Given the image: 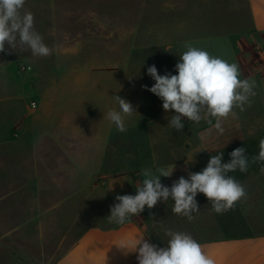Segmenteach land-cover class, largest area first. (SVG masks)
Returning <instances> with one entry per match:
<instances>
[{"label": "crops", "instance_id": "0c3cea01", "mask_svg": "<svg viewBox=\"0 0 264 264\" xmlns=\"http://www.w3.org/2000/svg\"><path fill=\"white\" fill-rule=\"evenodd\" d=\"M28 1L24 11L34 14L35 30L52 53L33 56L27 48L13 51L7 44L8 51L0 53V81L7 80L0 93L9 96L6 110L13 119L8 113V127L16 132L11 143L23 148V158L42 165L70 160L71 170L64 184L57 178L49 185L29 184L43 192L69 191L48 203L39 196L38 203L49 206L35 216L39 222L50 216L64 221V208L72 209L81 198L99 196L111 207L117 195H135L144 169L174 168L170 177L160 178L171 187L221 152L226 163L234 149L243 147L250 162L246 172L229 173L247 197L223 214L212 211L202 193L192 221L172 212L171 199L161 201L123 225L72 234L54 264H138L137 252L125 255L118 247L127 244L130 250L143 236L165 247L161 225L190 233L214 264H264V162H251L264 139V56L258 54L264 47V0H37L38 10ZM185 42L236 63L241 79L256 82L251 107L234 109L237 116L224 120L222 135L204 121L187 118L177 132L168 126L174 110L165 112L162 100L143 87L155 83L147 74L151 65L160 75L178 74L175 65ZM56 61L63 62L62 69ZM18 63L29 66L31 74L16 73ZM116 95L136 112L126 119L123 133L107 119L109 110H119ZM31 96L34 108L26 103ZM23 253V263L31 264L30 250Z\"/></svg>", "mask_w": 264, "mask_h": 264}, {"label": "clouds", "instance_id": "9594fccd", "mask_svg": "<svg viewBox=\"0 0 264 264\" xmlns=\"http://www.w3.org/2000/svg\"><path fill=\"white\" fill-rule=\"evenodd\" d=\"M25 3L26 0H0V53L8 51L5 48L7 44L13 51L17 47L27 48L33 56L47 57L51 55L52 48L35 30L34 14L24 11ZM183 47L186 50L175 65L178 74L160 75L156 66L151 65L147 74L155 83L150 88L143 87L162 100L165 112L174 110L176 114L168 119V126L177 132L182 131L184 118H187L197 124L204 121L222 135L224 120L237 116L234 109L244 112L246 106L251 107V98L256 95V82L241 79L236 63L211 55L191 42H185ZM115 99L119 110H109L107 119L123 133L127 130L126 119L136 112L130 102L117 95ZM229 155L230 161L226 163L223 162V152L211 156L200 172H189L187 179L181 176L171 187L163 185L160 178L170 177L174 168L144 169V179L136 188L135 195L115 197L118 202L111 206L107 217L109 223L123 225L132 216H139L146 206L152 209L158 202L169 199L174 202L173 213L192 221L194 214L200 212L196 200L198 193L204 194L211 202L212 211L217 214L232 209L236 202L247 197V192L229 173L237 170L246 172L250 162L243 147L234 149ZM251 162H264V139L259 141V153L252 157ZM260 171L264 173V167ZM161 230L168 238L165 247H158L143 236L130 250L127 244L118 248L125 255L137 252L138 264H214L190 233L174 231L163 225Z\"/></svg>", "mask_w": 264, "mask_h": 264}, {"label": "rangeland", "instance_id": "374dc122", "mask_svg": "<svg viewBox=\"0 0 264 264\" xmlns=\"http://www.w3.org/2000/svg\"><path fill=\"white\" fill-rule=\"evenodd\" d=\"M27 2L29 1L26 0V5ZM36 2L37 0H31L30 6L38 10L42 5H37ZM46 41L48 40H44ZM254 54L257 57L258 54ZM33 61L36 62L35 59ZM62 63L56 61L54 64L59 70L62 69ZM29 68L18 63L15 70L21 75L30 71ZM30 74L26 73V76ZM6 85V79L0 81V88ZM8 98L6 93H0V264H24L23 250H30L31 264H54L56 258L70 244L72 234H79L90 227L110 228L117 224L109 223L107 217L111 207L105 201H99L102 200L99 196V200L81 198L75 201L72 209L70 206L64 208L62 222H57L54 216L48 217L46 222H39L35 216L39 214V210L49 207L45 205V201H56L61 194H68L69 191L43 192L33 189L29 184L41 181L49 185L54 183L55 178L60 184L68 182L71 176L66 173L71 171L70 160L56 162L50 159L46 160V165H42L40 160L23 158V148L11 143L16 132L8 127ZM33 99L31 96L26 100L31 108L35 107ZM9 117L13 119V114L10 113ZM56 168L59 173H55ZM75 179L78 180L77 177ZM81 181L82 178L79 177V182ZM41 194L45 201L42 200L40 205L38 198ZM34 217L35 221H29ZM39 234H44L43 238Z\"/></svg>", "mask_w": 264, "mask_h": 264}, {"label": "built area", "instance_id": "2783aa9c", "mask_svg": "<svg viewBox=\"0 0 264 264\" xmlns=\"http://www.w3.org/2000/svg\"><path fill=\"white\" fill-rule=\"evenodd\" d=\"M258 54H259L260 57L264 56V47L259 49Z\"/></svg>", "mask_w": 264, "mask_h": 264}]
</instances>
